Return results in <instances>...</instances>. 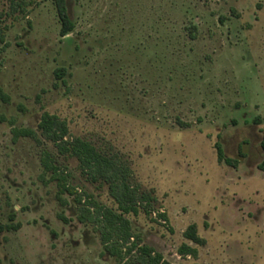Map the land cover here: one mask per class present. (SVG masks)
Returning <instances> with one entry per match:
<instances>
[{
	"label": "rangeland",
	"instance_id": "1",
	"mask_svg": "<svg viewBox=\"0 0 264 264\" xmlns=\"http://www.w3.org/2000/svg\"><path fill=\"white\" fill-rule=\"evenodd\" d=\"M9 5L0 0V87L11 98L0 102V264H116L73 197L62 207L42 177L52 146L13 141L44 112L130 167L155 198L150 217L129 216L133 230L170 264H264V0H67L65 37L51 1L26 15H6ZM216 143L237 168L217 161ZM58 162L71 185L115 207L75 160ZM193 224L204 246L184 238Z\"/></svg>",
	"mask_w": 264,
	"mask_h": 264
},
{
	"label": "trees",
	"instance_id": "2",
	"mask_svg": "<svg viewBox=\"0 0 264 264\" xmlns=\"http://www.w3.org/2000/svg\"><path fill=\"white\" fill-rule=\"evenodd\" d=\"M39 0H9L10 11L6 15L28 14L27 7L36 4ZM53 3L61 23L60 35L65 37L74 30V23L68 15L67 0H48ZM0 13V44L5 45V33L2 27ZM65 70L57 69V79L64 77ZM0 102L9 104L10 96L0 87ZM4 121V118H0ZM14 121H11L13 124ZM13 141L20 138H31L42 143H49L55 154L45 150L41 154L40 163L43 176L49 174V181L55 182L57 186V200L62 207L68 205L63 198L64 195L73 197L77 210V220L83 225H90L98 234L102 245V255H108L115 259L116 264H170L162 254L154 248L144 244L142 236L134 232L129 216L137 217L141 212L150 217L153 214L155 198L150 193L141 191L132 182V171L130 167L116 156H110L92 143L79 137H74L68 123L56 115L44 112L37 125V130L27 128H13ZM264 152V137L261 142ZM217 161L229 167L237 168L239 161L226 158L220 143L215 144ZM240 157L245 155L240 153ZM58 158L75 160L81 177L90 185L107 187L108 195L115 207H108L96 200L94 195L81 191L70 184L71 173L67 168L59 165ZM264 171V162L259 165ZM47 183V181L45 182ZM159 217L167 221L162 214ZM63 223L70 221L63 215L59 216ZM7 227V229H18ZM1 231V230H0ZM184 238L198 246H204L203 240L197 231L196 225H190L184 233ZM179 252L184 256L197 259L198 250L183 244Z\"/></svg>",
	"mask_w": 264,
	"mask_h": 264
}]
</instances>
